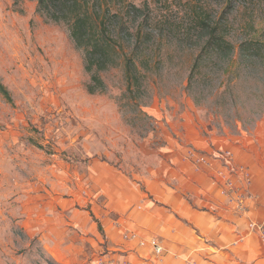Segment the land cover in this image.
<instances>
[{"label": "rangeland", "instance_id": "obj_1", "mask_svg": "<svg viewBox=\"0 0 264 264\" xmlns=\"http://www.w3.org/2000/svg\"><path fill=\"white\" fill-rule=\"evenodd\" d=\"M91 1L114 47L94 94L68 21L46 18L36 0H0V82L10 97L0 95V264H61L48 253L63 256L49 248L52 225L60 234L94 228L86 243L73 235L70 264L121 255L99 217L110 213L118 176L144 194L163 174L174 186L177 164L202 171L235 144L255 150L264 131V59L243 61L238 51L243 39L264 42V0ZM201 16L235 48L191 73Z\"/></svg>", "mask_w": 264, "mask_h": 264}, {"label": "crops", "instance_id": "obj_2", "mask_svg": "<svg viewBox=\"0 0 264 264\" xmlns=\"http://www.w3.org/2000/svg\"><path fill=\"white\" fill-rule=\"evenodd\" d=\"M250 145L235 144L233 151L225 150L229 159L214 153L202 171L189 161L179 168L177 164L174 186H167L163 174L160 182L148 181L145 194L118 176L119 189L106 201L110 213L103 211L99 217L112 249L122 254L105 260L95 257L92 264H264V243L257 231L248 228L250 221H264V131L259 132L255 150ZM240 168L249 173L248 185L237 175ZM227 180L236 181L234 191L227 190ZM72 227H64L62 237L54 225L47 231L48 247L63 249V256L49 249L56 263L74 261L73 235L84 243L91 241L86 235L93 234V226ZM139 240L146 241L144 247H139ZM151 241L163 248L160 256L152 253ZM80 250L77 258L86 263L88 255Z\"/></svg>", "mask_w": 264, "mask_h": 264}, {"label": "trees", "instance_id": "obj_3", "mask_svg": "<svg viewBox=\"0 0 264 264\" xmlns=\"http://www.w3.org/2000/svg\"><path fill=\"white\" fill-rule=\"evenodd\" d=\"M37 11L45 15L53 22L67 20L70 28V37L78 47L85 48L84 69L91 73V84L88 92L94 94L96 88L104 89V86L97 73L107 68L108 58L114 51L110 44V39L104 37L105 21L100 19L93 9L96 10V4L91 0H36ZM205 16L199 17L198 29L204 35L199 39V52L192 64L191 73L199 69L203 62L227 61L233 54L234 46L228 42L221 34V25H211ZM238 51L240 59L250 61H259L264 59V42L255 38H246L239 42ZM135 66L131 59L124 60V72L128 80L135 79ZM191 77V76H189ZM0 95L10 102V97L5 87L0 82ZM99 229V228H98Z\"/></svg>", "mask_w": 264, "mask_h": 264}, {"label": "built area", "instance_id": "obj_4", "mask_svg": "<svg viewBox=\"0 0 264 264\" xmlns=\"http://www.w3.org/2000/svg\"><path fill=\"white\" fill-rule=\"evenodd\" d=\"M198 163H204V159L203 158H199L197 160ZM240 174L241 177H242V180L244 181V184L245 185H248L249 183V173L247 172V170L245 168H240L238 171H237V175ZM236 182V181H235ZM235 182L232 181V180H227L226 182V185H227V190L232 192L235 190ZM240 202L242 203V200H240ZM248 228L249 230L251 231H257L259 233V238L260 240L264 243V221L262 223H255L253 221H250L248 223ZM131 238L133 239L134 237L131 236ZM140 246L141 247H144L145 246V242H140ZM149 247L151 248L152 250V253L155 254V255H158L160 256L162 253H163V248L157 244L156 242H149Z\"/></svg>", "mask_w": 264, "mask_h": 264}]
</instances>
